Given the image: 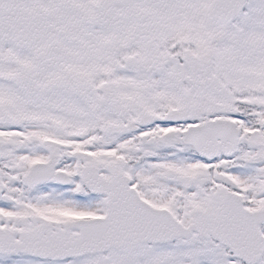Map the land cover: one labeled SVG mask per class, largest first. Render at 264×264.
<instances>
[{
	"label": "snow or ice",
	"instance_id": "obj_1",
	"mask_svg": "<svg viewBox=\"0 0 264 264\" xmlns=\"http://www.w3.org/2000/svg\"><path fill=\"white\" fill-rule=\"evenodd\" d=\"M0 264H264V0H0Z\"/></svg>",
	"mask_w": 264,
	"mask_h": 264
}]
</instances>
